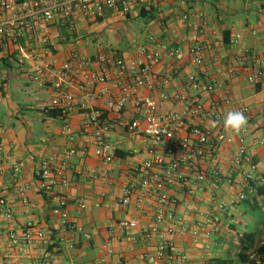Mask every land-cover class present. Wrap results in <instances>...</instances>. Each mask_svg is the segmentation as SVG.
Here are the masks:
<instances>
[{
	"label": "crops",
	"instance_id": "obj_1",
	"mask_svg": "<svg viewBox=\"0 0 264 264\" xmlns=\"http://www.w3.org/2000/svg\"><path fill=\"white\" fill-rule=\"evenodd\" d=\"M16 14V10L0 12V23ZM194 24L200 25V31H193ZM42 37L48 39L46 44ZM198 44L206 50L201 67L194 64L190 52ZM25 51L30 58L20 63ZM75 52L83 62L107 56L106 64L75 71L72 84L65 85L74 92L75 83H86L99 97L94 106L105 111L113 130L115 158L107 165L94 155V127L84 126V113L64 115L55 107L58 95L52 84L34 80V59L54 55L65 62ZM119 60L123 68L116 65ZM147 68L154 89L137 88L122 111L109 110L108 104L122 96L115 85L127 83L129 73L140 77ZM88 70L101 73L106 82H88ZM195 73L199 87L190 80ZM208 85L214 91L205 90ZM146 96L158 104L159 116H175L183 122L176 130V148L156 149L163 162L154 170L174 201V217L163 223L155 219L158 203L145 198L140 185L138 169L155 160L149 153L151 140L128 129L135 119L143 120L134 101ZM263 100L264 0H146L142 6L133 5L126 16L107 7L96 16L76 11L66 24L26 33L20 43L4 40L0 43V197L8 201L14 216L7 219L0 214V263L148 264L146 256L165 238L173 244L174 264H256L253 251L264 243V198L255 199L264 176ZM43 105L62 114L41 112ZM242 108L249 109L252 118L243 134L247 153L237 165L240 135L226 134L222 117ZM214 119L221 124L213 129ZM195 128L208 129L214 136L198 164L188 150L179 148L186 138L190 149L197 146ZM218 135L232 143H218ZM44 163L54 172L62 170L68 180L67 186L57 180L50 190L66 199V221L52 212L58 199L41 188ZM127 183L134 194L125 207L121 200ZM24 186L30 188L21 198L18 192ZM134 219L138 227L122 228V223ZM28 222L34 224L32 240L9 247L5 233H19Z\"/></svg>",
	"mask_w": 264,
	"mask_h": 264
},
{
	"label": "built area",
	"instance_id": "obj_2",
	"mask_svg": "<svg viewBox=\"0 0 264 264\" xmlns=\"http://www.w3.org/2000/svg\"><path fill=\"white\" fill-rule=\"evenodd\" d=\"M145 3L146 0H0V12L7 13L16 10V13H19L13 20L0 23V43L2 44L4 40H9L12 43H20L26 33L33 32L39 34L53 25L66 24L76 11H81L85 16H96L102 14L103 9L107 7L116 10L122 16H126L131 12L133 5L142 6ZM187 19L188 16H184V20ZM192 29L198 32L200 31V25L194 24L192 25ZM40 40L42 44L48 42L46 37H42ZM190 52L194 64L197 67H201L206 59L205 48L198 44L193 46ZM175 53L176 51H172L171 55L174 56ZM29 58L30 55L28 52H23L20 63H23L25 59ZM107 61V56L100 54L95 58H89L83 62L80 61L78 52L73 53L71 59L65 62L60 61V59L54 55L48 58L39 57L34 59V80L40 85L46 83L52 84L54 91L58 95L55 107L61 110L64 115H69L76 111H82L84 113V126L94 127V155L106 165L113 162L115 158V147L112 143L113 130L105 117V111L94 106L99 97L86 83H75L74 92L66 90L65 85L72 84L71 78L75 71L78 72L80 69L89 68L95 63L104 65ZM116 65L120 68L125 66L122 60H119ZM85 78L91 83H104L107 80L104 75L93 72L92 70L86 72ZM190 80L193 86L199 87V79L196 73L190 76ZM142 87L148 91L154 89V78L150 74L148 68L142 71L140 77L134 76V73H129L127 83L115 85V88L121 92L122 96L115 102H110L108 104V109L116 112L122 111L126 106L131 92ZM204 89L207 91H214L215 88L213 85H208L205 86ZM225 101L229 104L231 103V98L227 97ZM134 104L137 113L143 115V120L135 119L128 124V129L134 134H142L150 138L152 147L149 153L155 157L154 161H148L138 169L140 171L141 191L144 193L143 195L145 198L150 197L154 202L158 203L155 219L157 223H163L168 219H173L174 211L172 206L174 201L165 192L164 179L154 170L155 164H161L163 162L162 158L156 155V149L159 147L176 148V130L183 125V122L180 118L175 116H159L158 104L150 96L135 99ZM193 104H196V101H193ZM49 110V107L46 105L40 107L41 112L46 113ZM240 110L248 117L249 125L252 118L249 109L242 108ZM192 134L198 141L197 146L190 149V138H186L179 148L188 150L191 153L189 156L190 159L194 164H198L199 157L203 156L206 151L205 146L210 145L214 136L208 129L204 128H195ZM216 140L218 143H232V139L224 135H218ZM239 142L241 147L239 157L235 161L237 165L241 164L242 158H244L247 153L244 135H240ZM75 152V149L71 150L72 155L75 154ZM203 178L204 177H200V179ZM57 180L61 181L65 186L69 184L62 170L54 172L49 163H44L40 174L41 188L49 195L58 199V204L54 207L52 212L54 215L60 216L63 221H66L68 218V214L64 210L67 205L66 199L56 196L50 191L52 185L55 184ZM29 188V186L21 187L18 196L25 198ZM123 192L124 196L121 200V205L127 207L132 203L134 189L127 183L123 187ZM0 214L7 219H11L14 216L8 205V201L3 197H0ZM121 226L122 228H135L139 226V222L134 219L122 223ZM33 228L34 224L28 222L19 233L16 231L4 232L9 239V247H15L30 242L33 238ZM0 234H2L1 231ZM263 246L264 243H262L261 247ZM172 247V242L162 238L155 251L146 256L147 263L174 264V258L171 256ZM252 260L256 264H264V253L253 254Z\"/></svg>",
	"mask_w": 264,
	"mask_h": 264
},
{
	"label": "clouds",
	"instance_id": "obj_3",
	"mask_svg": "<svg viewBox=\"0 0 264 264\" xmlns=\"http://www.w3.org/2000/svg\"><path fill=\"white\" fill-rule=\"evenodd\" d=\"M221 124V120L214 119L211 127L214 129ZM223 131L229 135H243L248 129V117L241 110H229L222 117Z\"/></svg>",
	"mask_w": 264,
	"mask_h": 264
},
{
	"label": "trees",
	"instance_id": "obj_4",
	"mask_svg": "<svg viewBox=\"0 0 264 264\" xmlns=\"http://www.w3.org/2000/svg\"><path fill=\"white\" fill-rule=\"evenodd\" d=\"M48 115L56 117L59 114H62L59 110H49L48 112H46ZM120 153H116V155H119ZM257 198H264V176L262 177L261 180V184L256 186V196L255 199ZM254 254H263L264 253V246L260 247L258 249H255V251H253Z\"/></svg>",
	"mask_w": 264,
	"mask_h": 264
},
{
	"label": "rangeland",
	"instance_id": "obj_5",
	"mask_svg": "<svg viewBox=\"0 0 264 264\" xmlns=\"http://www.w3.org/2000/svg\"><path fill=\"white\" fill-rule=\"evenodd\" d=\"M100 43H101V44H106L105 39H101V40H100Z\"/></svg>",
	"mask_w": 264,
	"mask_h": 264
}]
</instances>
